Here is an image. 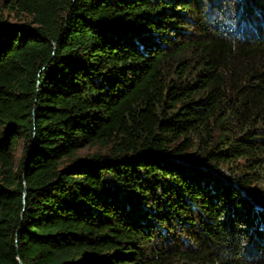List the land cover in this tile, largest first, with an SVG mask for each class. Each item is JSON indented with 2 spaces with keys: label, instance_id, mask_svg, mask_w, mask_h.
I'll return each instance as SVG.
<instances>
[{
  "label": "trees",
  "instance_id": "1",
  "mask_svg": "<svg viewBox=\"0 0 264 264\" xmlns=\"http://www.w3.org/2000/svg\"><path fill=\"white\" fill-rule=\"evenodd\" d=\"M0 264H264V0H0Z\"/></svg>",
  "mask_w": 264,
  "mask_h": 264
},
{
  "label": "rangeland",
  "instance_id": "2",
  "mask_svg": "<svg viewBox=\"0 0 264 264\" xmlns=\"http://www.w3.org/2000/svg\"><path fill=\"white\" fill-rule=\"evenodd\" d=\"M20 154V149H18V151L16 152V156H19Z\"/></svg>",
  "mask_w": 264,
  "mask_h": 264
}]
</instances>
